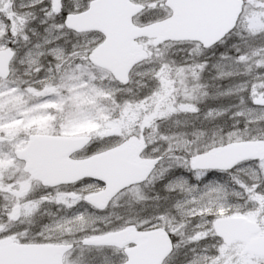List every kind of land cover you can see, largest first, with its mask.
I'll return each instance as SVG.
<instances>
[{"label": "snow or ice", "instance_id": "obj_1", "mask_svg": "<svg viewBox=\"0 0 264 264\" xmlns=\"http://www.w3.org/2000/svg\"><path fill=\"white\" fill-rule=\"evenodd\" d=\"M0 200V264H264V0H0Z\"/></svg>", "mask_w": 264, "mask_h": 264}, {"label": "water", "instance_id": "obj_2", "mask_svg": "<svg viewBox=\"0 0 264 264\" xmlns=\"http://www.w3.org/2000/svg\"><path fill=\"white\" fill-rule=\"evenodd\" d=\"M219 14L220 13H216V15H219ZM83 19H87V18H83ZM85 26H88V25L85 24ZM153 35H156V34L153 33ZM156 38L159 39L160 37L157 36ZM72 137H77V136H72ZM38 155L41 160V163L46 168L66 178L74 177L78 174L89 171L93 167L91 162H88V161L73 160L68 163L59 161L55 156V149L50 143L42 144L38 150ZM103 166L111 169L116 176H120V175L131 172V161L129 160L127 154L122 155L121 157L117 159L106 160L103 162ZM250 223L254 224L255 222L246 220L245 223H242V224L227 223L225 225V229L227 231L239 234L241 232L246 231L247 225ZM128 238L130 240H134L136 238V234L133 232L132 234H129ZM156 247H158V241L152 240V239H146L144 241V254L146 255L151 254V252Z\"/></svg>", "mask_w": 264, "mask_h": 264}, {"label": "rangeland", "instance_id": "obj_3", "mask_svg": "<svg viewBox=\"0 0 264 264\" xmlns=\"http://www.w3.org/2000/svg\"><path fill=\"white\" fill-rule=\"evenodd\" d=\"M17 2H19V0H17ZM34 26L36 27L37 32L39 33L38 37H36V38L34 39V43H36V42L43 43V39H44L45 36H46V33L44 32V27H45V25L37 23V24H35ZM184 55H185V53L176 52V53L174 54V57H175L176 59H179L180 57H182V56H184ZM203 75H204V77H205L206 79H208V83L211 84L212 81H211L210 77H211L212 75H214V73H213V72H205ZM219 83L221 84V86H223V84L226 83V81H219ZM207 91L209 92V97H208V98H205V100L203 101L204 104L215 105L216 103H219V102L227 103V98H219V100H212V99H211V96H212L213 92L215 91L213 88L209 87V88L207 89ZM175 119L179 120V119H182V117L177 116V117H175ZM217 121H219V117L217 118ZM167 123H168V124H173L174 121H169V122H167ZM209 126H210V125H209ZM85 130H86V129H85L83 126H78V127H76V128L70 133V135H71V136H77V135H79V133H81L82 131H85ZM250 221L255 222L254 220H250Z\"/></svg>", "mask_w": 264, "mask_h": 264}, {"label": "flooded vegetation", "instance_id": "obj_4", "mask_svg": "<svg viewBox=\"0 0 264 264\" xmlns=\"http://www.w3.org/2000/svg\"><path fill=\"white\" fill-rule=\"evenodd\" d=\"M144 191L148 195H151L152 194L150 188H146ZM126 201H127V195L121 196L120 199L117 200V202H116V210L117 211H122L123 210V207L122 206L125 205ZM2 204H3V201L0 200V205H2ZM137 207H139V206L137 205ZM53 211H55V210H53Z\"/></svg>", "mask_w": 264, "mask_h": 264}]
</instances>
